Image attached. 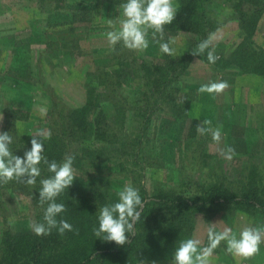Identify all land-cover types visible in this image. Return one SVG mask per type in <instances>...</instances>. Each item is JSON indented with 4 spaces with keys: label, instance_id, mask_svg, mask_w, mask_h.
<instances>
[{
    "label": "rangeland",
    "instance_id": "obj_1",
    "mask_svg": "<svg viewBox=\"0 0 264 264\" xmlns=\"http://www.w3.org/2000/svg\"><path fill=\"white\" fill-rule=\"evenodd\" d=\"M173 3L177 9L178 2ZM120 4L115 0H0V131L9 132L6 123L11 115L17 136L46 139L55 102L76 110L89 95L93 105L106 110L114 96L119 101L117 111H127L126 127L132 115L129 129L136 127V132L128 130L129 136H138L143 143V150H137L136 169L131 171L143 169L148 196L159 189L175 190L182 198L198 196L218 179L235 187L243 176L258 183L264 174V75L247 72L253 67L247 57L264 60V11L250 34L252 44L242 57L236 56L234 64L232 55L242 42L238 10L233 2L212 0L206 14L217 27L207 51L214 50L218 59L210 63L206 54L186 63L185 54L196 41L187 32L173 31L162 38L149 32L144 51H130L122 44L110 48L105 34L113 29L108 20L119 27ZM162 42H170L173 55L161 51ZM101 74H108L114 93L101 83ZM220 81L229 84L222 94L199 92L201 85ZM144 117L150 122L139 134ZM203 120L220 128L218 142L196 131ZM228 147L235 150L231 159L223 155ZM86 164L73 168L84 191L99 183L109 191L125 184L109 173L104 162ZM26 187L0 184V264L20 263L34 255L33 248L27 250L21 242L27 237L33 245L36 235L32 225L37 211L33 198L24 195ZM222 209L198 211L186 236L176 231L177 237L165 245L171 250L169 259L152 260L140 248L134 255H139L137 264L141 260L173 264L172 254L181 241L194 239L202 249L209 244L210 230L231 229L238 236L246 226H264L261 211L249 215ZM153 215L155 230L164 229L173 218L164 209ZM210 260L211 264H264V243L258 254L243 259L228 254L222 241Z\"/></svg>",
    "mask_w": 264,
    "mask_h": 264
},
{
    "label": "trees",
    "instance_id": "obj_2",
    "mask_svg": "<svg viewBox=\"0 0 264 264\" xmlns=\"http://www.w3.org/2000/svg\"><path fill=\"white\" fill-rule=\"evenodd\" d=\"M42 1L44 0H39V2ZM115 1L125 2V0ZM176 1L178 7L175 19L170 25L165 26L163 36L173 31L193 34L196 41L192 49L185 54L186 63L194 57L206 58L207 49L202 55L194 56L192 52L201 41L207 39L216 30L217 25H214L206 14V7L212 0ZM227 1L235 3L234 9L238 10V24L242 32V42L232 55L231 61L237 64L236 56L242 57L246 48L252 44L250 34L264 11V0ZM243 6H246L245 9ZM158 36L160 35L157 34L156 37ZM247 59L253 66L252 70L247 72L264 75L263 59L257 57L253 59L251 55ZM100 77L101 83L111 89L108 74H101ZM114 92L115 90L111 89V93ZM116 102L119 101L113 96L109 100L110 107L106 110H103L99 104L93 105L89 95L85 105L76 110L55 102L50 112V119L53 117V120L49 123L48 136L46 139H40V142L43 144L42 154L49 162L54 160L61 163L66 155H71L74 157L73 168L82 169L86 163L102 161L111 170L110 174L124 181L123 187L131 185L139 190L144 207L140 219L134 225L133 233H129L128 242L118 246L114 242H103L93 234V228L98 227L99 207L117 202V192L123 187H115L109 191L106 185L99 183L90 187V190L84 191L81 182L74 179L73 184L57 198V203H63L66 208V211L57 219L66 220L73 230L66 231L64 235H60L56 229L46 236L35 235L33 245L29 244L30 239L23 237L21 239L23 247H27V250L33 248L34 255L26 259L25 256L20 263L11 262V264H129V261L131 264H137L139 255L137 254L136 257L134 255L140 248L152 260H166L170 258L171 250L165 245L172 243L169 241L171 237H177L176 231L186 236L192 228L194 216L198 211L214 213L229 207L249 215L259 211L264 213V174H260L258 183H255L252 178L248 180L243 176L235 187L226 186L224 180L218 179L198 196L187 194L188 197L182 198L175 190L160 189L152 196H148L143 182L145 175L143 169L135 173L133 171V174L131 171L132 168L136 169L139 157L137 150H143V143L139 142L140 137L129 136L127 131L132 130L129 129L132 124V115L126 127L127 111H117ZM9 117L11 119L7 120L6 125L9 128L8 133L13 136L10 150L16 156L23 157L24 153L31 149L32 138L17 136L13 129L15 120L11 115ZM135 120L138 122L137 115ZM149 122L150 119L144 117L139 134L149 125ZM134 128L132 131L136 132V127ZM77 149L78 152H76ZM39 168L40 176L37 177L36 184L27 186L25 194L22 193L30 196V199L33 198V205L37 211L36 223L43 222L44 208L47 207V204L43 206L39 204L40 180L52 175L43 161L39 164ZM12 183L15 186L24 185L15 181L10 182ZM161 209L171 212L173 218L164 229L157 227L155 230L152 227V223L156 220L153 213ZM40 250H42L41 253H39ZM5 252L4 249L3 253Z\"/></svg>",
    "mask_w": 264,
    "mask_h": 264
},
{
    "label": "clouds",
    "instance_id": "obj_3",
    "mask_svg": "<svg viewBox=\"0 0 264 264\" xmlns=\"http://www.w3.org/2000/svg\"><path fill=\"white\" fill-rule=\"evenodd\" d=\"M121 13L118 20L119 27L109 19L108 25L113 30L105 35L110 48L113 50L117 44L130 51H144L149 46L147 39L149 32L153 38L163 33L166 25H170L176 16L177 10L173 0H125L119 5ZM212 34L201 41L192 55H202L211 47ZM160 49L168 55L174 54L170 42H162ZM218 57L214 50L207 51V60L215 63ZM229 84L227 81L211 82L203 84L199 88L200 93L222 94ZM199 134H210L214 142L221 138L220 128L211 127L210 120H203L196 126ZM13 136L8 132L0 131V184H8L12 181L23 183L26 186L36 184L40 176L39 164L43 161L52 174L48 178L40 180L39 204H47L43 212V222L32 225L37 236H46L56 229L60 235L66 231H72V226L64 219L57 217L66 211L63 203H57V198L65 189L69 188L74 179V157L66 155L61 163L49 162L43 156V144L39 139L33 138L31 149L24 153L23 157L13 155L10 145ZM235 150L228 147L223 155L231 159ZM118 200L111 205H104L98 209V227L93 228V234L97 239L106 243H115L123 246L128 242L129 233H133L135 223L140 219L144 203L139 190L131 185H125L117 192ZM226 242V252L236 257L249 259L259 253L261 243H264V226H246L237 236L231 229L223 232L209 231L208 246L198 248V241L194 239L183 240L175 248L172 254L173 264H211L210 257L221 242ZM139 264H146L144 260ZM155 264V262H153Z\"/></svg>",
    "mask_w": 264,
    "mask_h": 264
}]
</instances>
